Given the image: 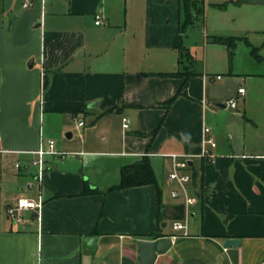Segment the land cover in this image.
Masks as SVG:
<instances>
[{
    "label": "crops",
    "instance_id": "obj_1",
    "mask_svg": "<svg viewBox=\"0 0 264 264\" xmlns=\"http://www.w3.org/2000/svg\"><path fill=\"white\" fill-rule=\"evenodd\" d=\"M69 1V11L52 3L48 13L29 9L32 0H0L2 23L19 20L29 34L21 57L0 76V149L6 150L0 153V264H141L138 240L162 235L172 236V246L155 264H264V66L231 59L222 63L226 77L214 75L206 58L222 44L214 36L202 42L199 64L192 53L196 28L186 23L181 0H77L81 8ZM82 13L94 15L90 32L55 25ZM97 13L102 23L96 24ZM261 45L264 50V40ZM169 71L181 74H159ZM223 81L227 89H213ZM232 97L241 116L228 118L233 139L217 144L213 161L200 157L204 125ZM47 139L69 155H46L39 180L30 160ZM172 153L191 155L180 170L191 176L188 192L197 196L188 213L184 197L172 196L180 188L169 178ZM145 155L161 189V214L156 184L111 188L122 166ZM86 181L100 192L78 194ZM19 196H41L43 205L16 222L8 208ZM177 221L186 230L176 231ZM90 236L98 237L95 254L83 245ZM229 238L240 243L225 247Z\"/></svg>",
    "mask_w": 264,
    "mask_h": 264
},
{
    "label": "rangeland",
    "instance_id": "obj_2",
    "mask_svg": "<svg viewBox=\"0 0 264 264\" xmlns=\"http://www.w3.org/2000/svg\"><path fill=\"white\" fill-rule=\"evenodd\" d=\"M224 1L226 0H210L206 5L203 17L199 19V22L194 23L196 36L193 38V42L190 41L194 43L192 53L196 56V50L199 64H201L205 54L202 44L204 39H209V36L233 37L235 43L233 47L225 43L210 47L211 50L208 51L206 58L212 64L211 72H213L214 75L220 73L222 76L226 77V69L222 66V63L224 61L229 63L231 59H235L239 64H243V62L245 63L252 59V67L263 68L264 62H259L258 59L261 54L264 55V50H261V44L264 40V0L229 2L225 8L211 4L212 2L222 3ZM32 2L33 5L29 9L43 10V8H45V11L48 13L53 10L51 8L52 3L59 5V9H56L59 11H69L71 7V2L69 0H48L46 4L43 0H32ZM44 4L45 7L43 6ZM72 6L81 8V4L77 2V0H74ZM14 7H16V4L13 5V8ZM96 12H99V8H97ZM3 18L4 17H0V76L7 74V71L12 68L17 57H21L22 46L26 44L22 43V40L29 35L23 25L21 26L18 24L19 20L14 23H2ZM55 25L58 27L72 28L73 30L77 29L90 32L93 30L94 15L92 18L85 13L73 17L64 16L63 18H58ZM195 42H198V44ZM31 58L32 57H30V59ZM227 87V83L223 81L222 84L219 82L214 83L213 89L223 90L227 89ZM232 87L233 85H231V88ZM239 108L240 105L238 108L230 109L232 113L230 123H233L238 117H241L236 114ZM208 126L211 128L212 132L216 134L214 138L219 146L229 145V140H232L233 137L230 135L228 123V134H225L220 130L216 116L213 114L211 115L210 121H208ZM72 138H76V135ZM237 138L238 137L235 136V144L238 142Z\"/></svg>",
    "mask_w": 264,
    "mask_h": 264
},
{
    "label": "built area",
    "instance_id": "obj_3",
    "mask_svg": "<svg viewBox=\"0 0 264 264\" xmlns=\"http://www.w3.org/2000/svg\"><path fill=\"white\" fill-rule=\"evenodd\" d=\"M205 5L209 3L210 0H203ZM31 5V1H28L25 3V6ZM103 22V16L101 13L96 14V24L102 23ZM220 77V75H218ZM240 96H244L245 94V88L240 87L238 90ZM226 103V108L231 109L235 108L237 106V97H232L225 101ZM218 110V107H216V112ZM84 121L79 120L78 125H83ZM130 126V120L127 116L123 117V127L124 129H129ZM0 141H1V136H0ZM217 146V142L212 134V130L208 125H204L203 130H202V141H201V152L199 153L200 157L206 158L210 161L214 160L215 154L213 152V149ZM6 152V150L0 149V153ZM34 157L31 158L30 162L31 164L35 165L38 167V174L37 177L39 180L42 179V174L45 169V157L46 155H58L60 157H67L69 155V152L66 151H61L58 150L56 147V142L53 139H47L46 141H43L38 149L33 151ZM168 156L172 160V168L169 172V178L171 180L176 181L180 188L179 189H174L172 191V196L173 197H180L183 196L185 199L186 203V209L187 213L189 212V207L190 205L194 204L197 200L196 195H191L188 192V183L191 181V176L182 173L180 170L188 167L189 164V158L190 154H177V153H172L168 154ZM15 166L17 168H21L22 165L20 162H16ZM27 186L31 188L33 186V182H28ZM43 205V199L40 196L38 199H34L28 196H19L16 199V203L11 205L8 208V214L16 221V222H21L24 220V211L25 210H36L37 212L40 211ZM173 228L176 231L179 230H186V224L182 223L180 221L174 222L173 223Z\"/></svg>",
    "mask_w": 264,
    "mask_h": 264
},
{
    "label": "trees",
    "instance_id": "obj_4",
    "mask_svg": "<svg viewBox=\"0 0 264 264\" xmlns=\"http://www.w3.org/2000/svg\"><path fill=\"white\" fill-rule=\"evenodd\" d=\"M182 1V10L186 18L187 24H193L195 21H199L200 18L203 17L205 13L206 5L203 0H181ZM243 2L245 0H226L223 3H221L219 6L227 7L229 2ZM214 39L220 43H226L228 45H234V38L233 37H218L214 36ZM161 76L164 77H171V76H177L181 74L180 71H169V72H160ZM193 74V72H188L183 85H186L187 81L189 80V77ZM173 102V99H170L164 103L165 108L168 109ZM154 183L157 185V178L154 171V168L152 166V163L150 161L149 156L145 155L140 160L122 166L120 170V181L117 185H114L113 188H127L142 184H150ZM158 190V211L161 214L162 209V198H161V189L159 185H157ZM100 190L96 187H92L89 182H85L84 187L82 191L78 194L80 195H87V194H93L98 193ZM58 196H62L63 194L56 193ZM104 205L101 208L100 211V217L104 214Z\"/></svg>",
    "mask_w": 264,
    "mask_h": 264
},
{
    "label": "water",
    "instance_id": "obj_5",
    "mask_svg": "<svg viewBox=\"0 0 264 264\" xmlns=\"http://www.w3.org/2000/svg\"><path fill=\"white\" fill-rule=\"evenodd\" d=\"M15 17L14 13L9 14V18L13 20ZM42 23L41 19H38L35 23V26L39 27ZM33 59L29 60V67L33 66ZM218 110L216 113V120L219 124L220 130L225 134H228L227 122L228 118L231 115V111L226 108V103L221 102L217 104ZM71 136V133L68 134ZM166 222L162 223V226H165ZM240 243L239 238H229L224 242L225 247H230L233 245H238ZM83 245L86 249H90L93 254L96 253L98 249V237L90 236L86 237L83 240ZM138 259L141 264H155L159 254L167 252L172 246V236L171 235H162L153 240H138Z\"/></svg>",
    "mask_w": 264,
    "mask_h": 264
}]
</instances>
